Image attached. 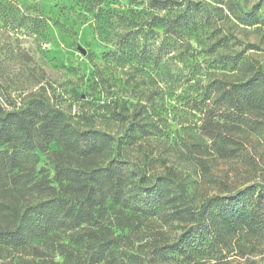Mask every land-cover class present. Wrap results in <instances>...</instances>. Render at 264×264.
Instances as JSON below:
<instances>
[{"label":"rangeland","instance_id":"1","mask_svg":"<svg viewBox=\"0 0 264 264\" xmlns=\"http://www.w3.org/2000/svg\"><path fill=\"white\" fill-rule=\"evenodd\" d=\"M178 1L180 8L190 2L199 5L193 12L196 21L181 32L190 49L171 51L168 39L162 43L163 28L154 29L153 15L159 10L148 0H0V106L12 110L43 98L79 126L112 133L121 142L114 153L147 177L174 168L190 181L195 202L226 193L227 187L236 190L261 181L264 113L257 115L263 122L257 129L220 126L231 140L225 145L228 155L223 156L200 126L202 114L194 106L211 79L243 78L247 60L264 66V24L241 21L253 14L263 18L264 0ZM176 8L159 13L172 17ZM153 29L154 38L144 43V30ZM125 38L131 43L124 49ZM154 54L160 58L154 60ZM136 121L150 132L128 137L133 134L131 122ZM22 157L24 165L14 173L26 184L0 190V203L20 207L60 190L55 180L62 158L57 145L26 150ZM109 212L106 221L119 236L121 250L127 243L130 253L139 254L150 238L175 234L159 218H135L132 228L130 220ZM0 224L6 225L1 213ZM222 246V259L200 256L197 264H264V237L239 231L226 235ZM59 247L43 246L48 253L43 249L38 254L15 253V259L61 262L62 256L55 253ZM87 253L84 248L77 256L83 259ZM116 262L109 258L97 264Z\"/></svg>","mask_w":264,"mask_h":264},{"label":"trees","instance_id":"2","mask_svg":"<svg viewBox=\"0 0 264 264\" xmlns=\"http://www.w3.org/2000/svg\"><path fill=\"white\" fill-rule=\"evenodd\" d=\"M148 2L159 12L178 5L172 17L154 14V29L163 28L162 43L168 39L171 51L190 49L181 32L196 21L193 12L198 11L199 4L190 2L180 8L182 2L178 0ZM241 21L264 24V16L253 14ZM154 29L144 30V43L154 38ZM121 43L125 49L131 40L125 38ZM156 55H152L154 60L159 57ZM143 57L148 61L149 52L145 51ZM243 70L245 76L238 80L211 79L202 100L194 106L202 114L200 126L223 156L228 155L225 145L231 140L220 126H263L257 115L264 113V66L247 60ZM131 124L133 134L128 137L150 132L139 121ZM49 144L57 145L62 156L55 168L60 190L20 207L0 203L6 222L0 224L2 264H38L23 257L15 259V253H48L42 247L51 244L60 246L55 253L62 256V261L49 264H97L109 258L116 264H197L200 256L222 259L228 234L247 231L264 237V178L236 190L227 187L226 193L216 192L195 202L190 181L174 168L147 177L114 153L121 142L112 133L79 126L71 115L43 98H33L12 110L0 106V190L9 189L10 184H26L14 173L24 165L23 153ZM197 162L203 165L201 160ZM109 210L130 220L132 228L137 225L136 219L159 218L175 229V234L150 238L139 254L130 253L127 243L121 250L119 236L106 221ZM138 237L144 239L146 235ZM84 248L88 253L81 259L77 253Z\"/></svg>","mask_w":264,"mask_h":264}]
</instances>
